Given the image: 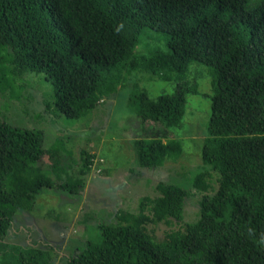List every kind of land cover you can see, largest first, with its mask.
<instances>
[{
	"label": "trees",
	"instance_id": "trees-1",
	"mask_svg": "<svg viewBox=\"0 0 264 264\" xmlns=\"http://www.w3.org/2000/svg\"><path fill=\"white\" fill-rule=\"evenodd\" d=\"M146 28L165 35L168 50L136 54ZM193 62L213 75L201 158L219 174L216 192L200 198L194 221L157 241L148 227L182 222L190 196L159 182L139 212L121 210L116 222L97 225L98 238L66 264H264V0H0V89L13 91L15 77L43 74L52 86L46 110L70 119L142 71L177 88L157 99L146 91L134 96L141 122L181 128L187 96L197 93L184 82ZM163 137L135 139L140 167L182 156L181 141ZM44 141L40 130L0 120V264H55L57 249L5 239L17 213L34 211L44 189L77 194L92 170L94 155L84 151L81 177L64 180L59 150L49 149L50 170L40 164ZM193 187L207 192L206 176L197 175Z\"/></svg>",
	"mask_w": 264,
	"mask_h": 264
},
{
	"label": "rangeland",
	"instance_id": "rangeland-1",
	"mask_svg": "<svg viewBox=\"0 0 264 264\" xmlns=\"http://www.w3.org/2000/svg\"><path fill=\"white\" fill-rule=\"evenodd\" d=\"M156 49L168 50L165 35L144 29L135 53L149 55ZM129 76V82L117 95L104 99L97 108L79 119L46 110L45 103L52 97V86L43 74L15 77L13 91L0 89V120L44 133L46 153L40 161L43 167L51 169L54 159L49 149L54 147L59 150L62 178L76 179L81 177V153L94 155L92 170L84 176L85 184L79 192L70 194L58 186L44 189L34 211L17 213L5 239L7 243L57 249L55 264H66L64 258L84 248L90 238H98L97 225L116 222L115 214L121 210L139 212L143 197L157 196L159 182L178 185L190 196L185 202L182 222L170 220L148 227L157 241L198 217L200 198L204 194L213 195L219 179L218 172L204 164L201 158L211 115V70L197 62L189 65L184 82L195 85L197 93L187 96L182 127L169 130L160 127L153 130V123L141 122L133 101L141 91H146L152 99L163 93L174 94L175 81L148 79L142 71ZM152 134L165 136L164 140H180L182 156L168 160L160 167H140L134 141ZM201 173L209 183L207 192L193 187Z\"/></svg>",
	"mask_w": 264,
	"mask_h": 264
}]
</instances>
